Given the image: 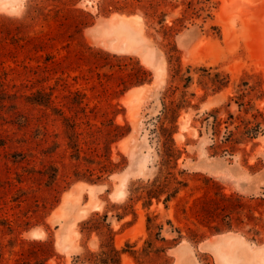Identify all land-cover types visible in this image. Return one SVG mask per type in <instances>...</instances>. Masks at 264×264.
Masks as SVG:
<instances>
[{
  "label": "rangeland",
  "instance_id": "obj_1",
  "mask_svg": "<svg viewBox=\"0 0 264 264\" xmlns=\"http://www.w3.org/2000/svg\"><path fill=\"white\" fill-rule=\"evenodd\" d=\"M20 1L14 11L0 5V264H86L77 255L99 249V237L87 239L80 223L94 212L108 213L121 249L130 242L142 250L155 239L159 228H148V215L162 225L161 236L182 229L166 255L144 256L145 264H230L232 257L264 264V0H206L200 16L169 33L162 24L182 15V0ZM116 12L138 17L111 19ZM170 46L182 72L192 66L193 79L175 133L182 149L175 171H185L188 185L166 207L163 199L145 205L131 198V186L160 170L147 120L162 109L171 83L176 97L184 88V81H172ZM139 65L148 69L143 82H137L145 77ZM208 71L229 74V84L205 88L200 81ZM76 91L85 94L82 104ZM47 93L66 113L86 106L87 115L80 112L85 139L92 123L128 121L130 133L110 143L120 166L94 182L77 179L59 110L37 102ZM257 124L258 134L247 136L246 127ZM216 139L226 141L218 151ZM83 145L90 152L93 143ZM51 164L59 171L48 185ZM190 228L202 239L195 241ZM225 238L237 245L233 251L231 243L222 245V255L216 247ZM126 258L137 264L129 251L122 264Z\"/></svg>",
  "mask_w": 264,
  "mask_h": 264
},
{
  "label": "trees",
  "instance_id": "obj_2",
  "mask_svg": "<svg viewBox=\"0 0 264 264\" xmlns=\"http://www.w3.org/2000/svg\"><path fill=\"white\" fill-rule=\"evenodd\" d=\"M161 1L162 0H157L156 4L160 5ZM168 1L172 2V0ZM182 1L185 5L182 10V15L174 19V23L171 25L162 24L166 33L175 30L177 28V23L182 25L187 18L194 16V14L200 16L202 14L201 11L207 9L206 5L199 6V3H206V0ZM172 3L174 4L175 2ZM160 22L163 23L164 18H161ZM169 59L173 70L172 81L176 79L184 81V88L181 92V95L176 97L175 92L178 87L177 85L171 83L164 91L162 97V109L157 115L152 116L147 120L151 137L152 139H155L158 145L160 170L152 179H148L147 182L140 181L138 184L134 182L131 186V198L135 197L136 199H143L145 205H151L153 199H163L166 207L170 201L178 196L181 189L188 185V179L184 175L185 171H175L178 160L182 155V149L176 142L175 133L179 128L178 120L181 111L190 104V99L187 96V88L190 86V83L193 79V75L191 74V65H189L187 68V74L182 72L179 56L177 54V48L175 46H170ZM137 69V71H140L145 76L140 77L141 79H138L137 82L145 81L148 69L142 65H139ZM201 69L208 70L207 68ZM229 81V74L217 71L213 76H211L209 72L208 79L205 80V78L202 77L200 82H203L205 88H211L213 91H220L229 84ZM76 94L79 97V104H82L85 94L81 91H76ZM37 102L46 106H52L54 110H59L55 112L62 118L68 147L71 148V156L77 161L74 168L77 179H86L88 181L94 182L104 173L110 174L118 166H120L119 161H114L110 157V143L130 133L131 125L128 121L122 124L111 119L109 123L102 121L101 125L92 123L89 130L87 131L90 138L85 139L83 136L84 131L82 129V123L84 121L81 120L82 117L80 115V112H82L84 115H87L85 105H81V108L74 113H66L62 108L53 106V100L48 93L45 101ZM239 104L242 105L243 103L241 102ZM87 122L89 121L87 120ZM93 125L96 127H92ZM259 128V124L247 126L245 133L249 137H255L259 132ZM96 131L100 132L102 137L96 135ZM215 131L218 136V126L215 127ZM101 138H103L102 142L104 143L102 146L104 150L102 151L98 149L100 147L98 145L100 144L99 141ZM83 142L89 145L90 143H93V145L89 147L90 152L88 151V148L83 145ZM224 142L226 141L223 139H216V142L213 143L214 150L218 151L223 146L222 143ZM83 161L85 162L86 167H80ZM50 168L52 171H49V179L46 180L48 185L56 182L59 171V166L55 164H51ZM96 169L99 171L97 176H95L97 174ZM225 197L226 199L232 201L234 200V196L232 195H225ZM126 207L128 206L126 205L125 208ZM122 216L123 214H119L120 218ZM147 219L148 228H153L155 226L159 228V231L156 232L155 239H147L146 245L142 248V250L135 248V244H131L130 242L127 243L126 248L121 249L115 243L116 231L109 220L108 213L94 212L90 217L84 219L80 225L81 231L87 239H89L93 233L98 235L99 249L93 250L86 247L83 253L77 255L78 260L86 264H122V254L125 251H129L135 257L137 264H145L143 259L144 256H148L151 259V254H156L157 256L160 254L166 255L167 249L177 244L184 236L180 227L175 228L178 233L176 237L169 239L165 236H161L162 225L155 224L154 218L151 215H148ZM168 222L173 225L171 220H168ZM228 222H230L228 223L230 226L231 220ZM190 231L192 232V238H194L195 241L198 242L202 239V236H199L198 238L197 230L190 228ZM157 240L161 241L162 243L157 244Z\"/></svg>",
  "mask_w": 264,
  "mask_h": 264
},
{
  "label": "bare ground",
  "instance_id": "obj_3",
  "mask_svg": "<svg viewBox=\"0 0 264 264\" xmlns=\"http://www.w3.org/2000/svg\"><path fill=\"white\" fill-rule=\"evenodd\" d=\"M19 1V3L18 4H20V0H0V5H2V7L3 8H6V9H9V7H10V10H11V7H13L12 8V10L14 11V7L15 6H17L16 4H17V2ZM23 1V0H22ZM224 1V0H223ZM228 1V0H227ZM230 1V0H229ZM224 3H225V1H224ZM21 6H22V4H20ZM19 5V6H20ZM19 6H18V9H15V10H19ZM255 6H257V5H255ZM255 6H254V8H255ZM255 10V9H254ZM137 14H132V15H127V14H121V13H118V12H116V13H114L113 15H112V17H111V19L112 18H114V17H118L119 19H122V20H127V19H131V18H134V17H138V16H136ZM114 16V17H113ZM139 17H140V15H139ZM141 18V17H140ZM134 20V19H133ZM132 20V21H133ZM129 21H131V20H129ZM149 88V86H148V84H146V85H138V86H134L133 88H131L130 89V91L128 92V95H132L133 93H136V92H140V91H143V90H146V89H148ZM127 95V96H128ZM178 133H176V135H177ZM178 136V135H177ZM88 183L87 182H83V181H81V182H79L77 185H80V186H84V185H87ZM90 185V184H89ZM90 186H92V185H90ZM234 240H236L237 241V239H234ZM234 240H232V241H234ZM228 243H231V244H229V248L231 249V251H233L235 248H236V245H237V242H231L228 238H225V243L223 244V243H220V244H218V246L216 247V249H217V251L219 252V253H221L222 255H224V253H225V251H224V248H223V246L225 245V244H228ZM223 245V246H222ZM235 253V252H234ZM238 254V253H237ZM236 255V254H235ZM248 258V257H247ZM247 258H246V261H247ZM229 259V258H228ZM131 259L129 258H126L125 260H124V262H125V264H132L131 263V261H130ZM229 263L230 264H239L238 262H237V260L234 258V257H232V258H230V260H229ZM244 263H246L245 261H244Z\"/></svg>",
  "mask_w": 264,
  "mask_h": 264
}]
</instances>
